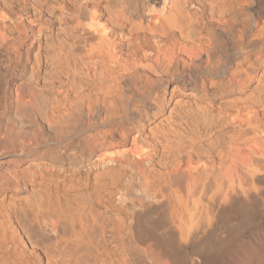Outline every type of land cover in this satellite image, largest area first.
<instances>
[{"label":"bare ground","instance_id":"obj_1","mask_svg":"<svg viewBox=\"0 0 264 264\" xmlns=\"http://www.w3.org/2000/svg\"><path fill=\"white\" fill-rule=\"evenodd\" d=\"M0 264H264V0H0Z\"/></svg>","mask_w":264,"mask_h":264},{"label":"rangeland","instance_id":"obj_2","mask_svg":"<svg viewBox=\"0 0 264 264\" xmlns=\"http://www.w3.org/2000/svg\"><path fill=\"white\" fill-rule=\"evenodd\" d=\"M62 202L64 203L63 200H62ZM62 202H61V203H62ZM239 204L241 205V207H243L242 210H240L241 212L238 211L239 209H237V206H236V205H235L234 208L237 209L238 212H235V211H234V212H235V216H236V218L241 219V218H243V217L246 216V214H247V213H246L247 207H246V210H245V208H244V205H245V204H242V203H239ZM239 207H240V206L238 205V208H239ZM241 207H240V208H241ZM234 208H233V210H234ZM244 210H245V211H244ZM242 211H243L244 214L242 213ZM238 213H239V214H238ZM240 213H241V214H240ZM224 214H226V213L224 212ZM227 214H228V212H227ZM227 214H226V215H227ZM226 215H224L223 218H226ZM238 215H239V216H238ZM245 231H246V232H245V234H246V233L249 231V229L247 228V229H245ZM247 234H248V233H247Z\"/></svg>","mask_w":264,"mask_h":264}]
</instances>
